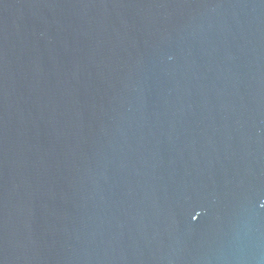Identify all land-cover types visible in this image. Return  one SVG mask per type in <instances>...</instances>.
Here are the masks:
<instances>
[{"label": "water", "instance_id": "water-1", "mask_svg": "<svg viewBox=\"0 0 264 264\" xmlns=\"http://www.w3.org/2000/svg\"><path fill=\"white\" fill-rule=\"evenodd\" d=\"M0 264H264V0H0Z\"/></svg>", "mask_w": 264, "mask_h": 264}, {"label": "snow or ice", "instance_id": "snow-or-ice-1", "mask_svg": "<svg viewBox=\"0 0 264 264\" xmlns=\"http://www.w3.org/2000/svg\"><path fill=\"white\" fill-rule=\"evenodd\" d=\"M192 218L195 220L196 219V216H193Z\"/></svg>", "mask_w": 264, "mask_h": 264}]
</instances>
